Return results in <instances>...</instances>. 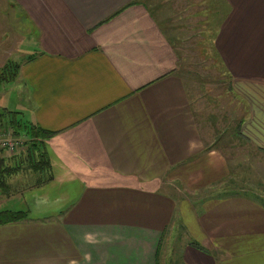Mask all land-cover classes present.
I'll list each match as a JSON object with an SVG mask.
<instances>
[{"label":"crops","instance_id":"1","mask_svg":"<svg viewBox=\"0 0 264 264\" xmlns=\"http://www.w3.org/2000/svg\"><path fill=\"white\" fill-rule=\"evenodd\" d=\"M13 1L39 48L20 63L16 108L54 132L52 179L15 183L28 218L0 224V264H159L167 252L166 264H264V199L251 166L230 161L264 156V0H198L244 109L242 138H224L252 149L229 156L176 73L160 24L171 14L142 0ZM172 235L177 258L160 253Z\"/></svg>","mask_w":264,"mask_h":264},{"label":"rangeland","instance_id":"2","mask_svg":"<svg viewBox=\"0 0 264 264\" xmlns=\"http://www.w3.org/2000/svg\"><path fill=\"white\" fill-rule=\"evenodd\" d=\"M149 6L154 7L156 3L162 0H142ZM13 0H0V68L8 60L24 63L27 58L38 48L37 32L33 28L29 19L22 10L13 5ZM198 0H169L165 6L160 9L163 14H171L175 28L171 30L173 44L179 56L180 61L177 63L176 73L182 77L192 99V105L196 118L200 123L207 142L211 141L214 134L221 133L224 126L229 122L230 115L234 119L244 114L241 100L238 99L229 88V77L219 63L218 58L210 48V32H206V28L210 27L206 21L205 15L200 10L202 6ZM159 12V10H157ZM207 34V35H206ZM16 80L0 86V101L8 109L17 107L21 101L28 97V89L23 84L21 78L20 83ZM20 84L21 86H19ZM26 94V95H25ZM25 95V96H24ZM230 113V115H228ZM221 120V121H220ZM232 124V119H231ZM10 131H12L10 129ZM7 130L0 128V134H5ZM12 138L24 142L26 136L20 134ZM228 136L224 138L221 149L229 156L231 151H250L247 145L226 144ZM23 147V144H22ZM18 145L13 152L16 154L22 148ZM9 152L0 148V157L4 156L6 161L11 162ZM231 163H238L242 167L251 166L249 171L254 178L253 186L258 189L255 193L260 195L259 198L264 199V156H251L249 158L244 155H235ZM21 182L27 181V177L21 178ZM21 191V190H19ZM22 192V191H21ZM10 195L3 196L0 193V209H22L23 200L14 196V191H9ZM16 196V195H15ZM164 240V248L160 253L174 248L173 256H179V249L176 246L177 240ZM177 244V245H176ZM176 248V249H175ZM168 253V252H167ZM167 253H165L167 255ZM160 254L159 264H166L169 255L162 256ZM166 257V258H165ZM164 259V261H163ZM169 260V259H168ZM165 262V263H163Z\"/></svg>","mask_w":264,"mask_h":264},{"label":"trees","instance_id":"3","mask_svg":"<svg viewBox=\"0 0 264 264\" xmlns=\"http://www.w3.org/2000/svg\"><path fill=\"white\" fill-rule=\"evenodd\" d=\"M156 5L159 9H162L161 7L163 4L157 3ZM148 7L146 6L152 16H154L153 10ZM160 24L166 32H168L166 27L170 30L175 28L171 16H163V20L160 21ZM173 37L170 35V37L167 38L172 45ZM176 55L178 63L181 56H179L177 51ZM32 58L33 54H31L26 61L31 60ZM19 67V62L7 60L0 68V86L16 80ZM3 103V101H0V128L5 130L11 129V132L18 136L20 134L26 136V139L23 142V147L20 151L10 156V160L12 159L11 162H8V160L6 161L5 157H0V193L3 194V196L8 197L10 195L9 191L15 192V183L17 180H22L21 178L24 176L27 177L26 182L31 184L32 187H39L48 183L52 179L47 139H49L54 132L27 119L24 116V112L19 110V108L12 107V109H8ZM243 120V115L238 117L237 114L233 119L234 124L231 129L223 128V132H221L220 135L223 137L228 134L229 136L242 138L240 126ZM216 140H219V137L216 138ZM226 144H229V142L227 141ZM258 149L261 150L260 148L255 147V150ZM27 215L28 212L22 209H0V224L24 220L28 218Z\"/></svg>","mask_w":264,"mask_h":264},{"label":"built area","instance_id":"4","mask_svg":"<svg viewBox=\"0 0 264 264\" xmlns=\"http://www.w3.org/2000/svg\"><path fill=\"white\" fill-rule=\"evenodd\" d=\"M16 142L11 138L10 129L5 134H0V148L11 150L14 148Z\"/></svg>","mask_w":264,"mask_h":264},{"label":"bare ground","instance_id":"5","mask_svg":"<svg viewBox=\"0 0 264 264\" xmlns=\"http://www.w3.org/2000/svg\"><path fill=\"white\" fill-rule=\"evenodd\" d=\"M13 136H18V135L13 134ZM11 138H12V132H11ZM12 139L16 142V144H15L14 148H12L11 150L4 149V150H6L7 152H13V150H14L18 145H20V146L22 147L23 142H20L19 140L14 139V138H12Z\"/></svg>","mask_w":264,"mask_h":264}]
</instances>
